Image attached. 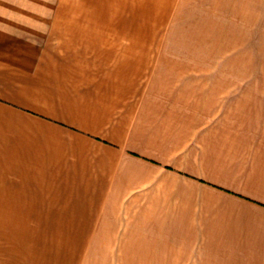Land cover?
<instances>
[{
	"label": "crops",
	"instance_id": "0c3cea01",
	"mask_svg": "<svg viewBox=\"0 0 264 264\" xmlns=\"http://www.w3.org/2000/svg\"><path fill=\"white\" fill-rule=\"evenodd\" d=\"M17 17L101 22L104 32L114 34L112 22L131 23V39L160 40L146 91L172 105L184 102L186 109L193 107L190 97L177 101L155 82L159 68L172 70L182 62L160 50H232V67L220 65L221 75L230 72L232 79L221 76L213 103L200 105L203 113L216 115L215 137L201 153L200 176L193 177L203 190L191 217L183 191L171 206L167 264H264V0H0V31ZM107 49L0 50V103L19 114L9 119L17 127L8 129V137L0 130V182L10 199H72L77 210L61 213L89 216L83 229L17 217L41 210L14 205L0 211L8 220L0 222V264H140L118 251L125 234L115 239L121 226L110 208L121 197L120 186L136 174L133 167H145L135 163L145 159L122 146L133 107L114 112L129 94H138L143 60L128 50ZM130 63L136 66L128 69ZM102 226L112 231L111 240L94 238L92 231ZM104 246H113L114 254Z\"/></svg>",
	"mask_w": 264,
	"mask_h": 264
},
{
	"label": "rangeland",
	"instance_id": "374dc122",
	"mask_svg": "<svg viewBox=\"0 0 264 264\" xmlns=\"http://www.w3.org/2000/svg\"><path fill=\"white\" fill-rule=\"evenodd\" d=\"M21 19L23 18L17 17L15 23L1 24L0 50H109L107 49L109 47L114 50H128L131 56L142 58L143 61L138 60L142 63V74L138 78V94L136 96L129 94L127 102L122 103L120 109L114 112L120 115L127 106L128 111L133 107L131 117L135 113L133 118L128 119L129 133L123 136L122 146L126 147V152L138 153L140 158L145 159L144 161L135 159L136 164H142L145 167L143 169L136 165L133 167V172L136 174L130 175V180L120 186L121 197L117 198V204L111 205L110 212L112 214L115 210V220L121 226L120 229L115 230V237H117L115 239H120L123 232L125 234V240L118 251L121 250L132 260H139L140 264H167V243L171 237L174 213L171 206L174 203L178 205L176 200H180L181 191H183L186 195L182 193V196H187L188 202L187 217H191L194 208L198 206L200 192L203 190L202 185L193 180V177L200 176L201 153L205 154L206 149H210L215 137L216 115L211 111L207 114L203 113L200 105L204 106L205 101L208 106L213 103L217 93V83L222 80L221 76L232 79L230 72L224 71V75H221L220 70L221 64L232 67L234 63L231 57L232 50H160L161 55L175 57L177 61L182 62L176 64L172 70L159 68L155 82L166 94L174 93L173 98L177 101L190 97L192 100L190 104L193 107L186 109L182 105L184 102L172 105L162 96L155 97L146 91L150 80L149 71L157 65L153 62V58L159 50L160 40L157 38H153L154 40L131 39V35L134 34L131 23L112 22L118 30L114 34L109 30L104 32L105 23L101 22L52 24L51 22H27ZM119 27L126 32L121 34ZM72 29L79 31L74 34H80V36L74 38ZM151 34L153 33L146 30V35ZM103 35L108 38L102 37ZM110 36L123 38L114 39ZM183 44L186 45L185 42ZM185 58L186 60H183ZM185 61L187 64L190 63L191 67L185 66ZM131 66L136 65L130 63L128 69H131ZM187 72H190L188 76H186ZM166 73L169 78L165 77ZM3 89L8 88L5 86ZM141 89H143V96L139 94ZM139 96L143 102L139 101ZM143 103H145L144 111L141 110ZM9 105L11 104L0 103V130L5 135L8 134L9 128L17 127V125L9 124V119L13 121L19 117V114ZM141 112L143 114L139 115ZM134 129L135 133L132 132ZM150 161L156 165L149 164ZM172 180L177 183L173 185L175 188H169ZM65 203L68 204L67 207L62 206ZM69 203H72V199L28 198L22 200L16 198L13 200L9 197L7 185L0 182L1 212L7 211L8 207L14 205L27 207L33 212H40L39 210L45 212L41 215H17L22 222L45 221L52 224L73 222L78 224L79 228L85 229L89 222L86 217L89 216L61 213L77 210L70 207ZM94 206L100 210L99 204ZM178 215L181 219L182 216ZM7 221V218L0 215V222ZM132 225L134 226L131 229H127ZM140 229H143V233H139ZM92 232L98 241L106 242L112 238V231L107 226L95 228ZM84 236L87 237V232L82 230L80 237L84 238ZM102 249L107 254H114L113 246H104ZM159 258H161L160 262Z\"/></svg>",
	"mask_w": 264,
	"mask_h": 264
}]
</instances>
